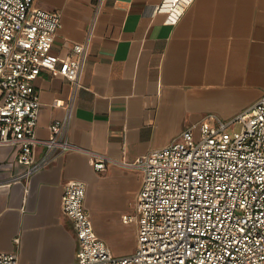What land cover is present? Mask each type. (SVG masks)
<instances>
[{"label": "crops", "instance_id": "0c3cea01", "mask_svg": "<svg viewBox=\"0 0 264 264\" xmlns=\"http://www.w3.org/2000/svg\"><path fill=\"white\" fill-rule=\"evenodd\" d=\"M163 0H106L92 36L68 138L75 149L28 180L16 146L0 145V253L19 264H71L77 238L62 197L70 181L85 183V208L97 236L117 257L137 248L136 213L143 184L126 164L163 148L185 128L229 121L264 97V0H193L176 23L155 8ZM95 0H36L61 15L53 51L66 56L86 40ZM37 135L65 114L70 83L43 71ZM44 152L39 146L36 159ZM106 168L97 170L95 161Z\"/></svg>", "mask_w": 264, "mask_h": 264}, {"label": "built area", "instance_id": "2783aa9c", "mask_svg": "<svg viewBox=\"0 0 264 264\" xmlns=\"http://www.w3.org/2000/svg\"><path fill=\"white\" fill-rule=\"evenodd\" d=\"M105 1L94 2L86 40L61 56L53 51L59 13L36 0H0V145L16 146L26 166L13 180H28L75 149L68 129L78 94L87 89L84 71ZM192 1L163 0L155 11L176 23ZM43 71L70 83L68 97L53 102L65 114L51 123L46 139L37 135L42 103L35 81ZM39 146L44 152L36 159ZM126 165L143 173L136 213L123 218L138 223L136 251L112 254L85 208V183L75 180L62 197L77 238L71 264H264V97L229 121L191 125L169 145ZM94 167L104 170L106 162ZM0 264H19L17 254L0 253Z\"/></svg>", "mask_w": 264, "mask_h": 264}, {"label": "rangeland", "instance_id": "374dc122", "mask_svg": "<svg viewBox=\"0 0 264 264\" xmlns=\"http://www.w3.org/2000/svg\"><path fill=\"white\" fill-rule=\"evenodd\" d=\"M235 129H236V130H239V129H240V124H236V125H235Z\"/></svg>", "mask_w": 264, "mask_h": 264}]
</instances>
